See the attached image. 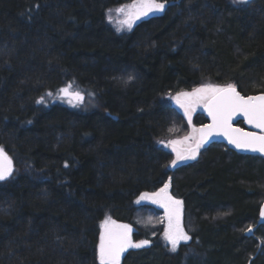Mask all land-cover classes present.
<instances>
[{
    "label": "trees",
    "instance_id": "16d2710c",
    "mask_svg": "<svg viewBox=\"0 0 264 264\" xmlns=\"http://www.w3.org/2000/svg\"><path fill=\"white\" fill-rule=\"evenodd\" d=\"M129 1L0 0V146L13 169L0 180V264H101L107 218L149 240L118 264H264V222L245 235L264 155L213 142L173 165L161 143L188 129L171 93L264 92V0H167L118 32L105 12ZM165 184L190 236L175 250L135 219L149 208L139 194Z\"/></svg>",
    "mask_w": 264,
    "mask_h": 264
},
{
    "label": "snow or ice",
    "instance_id": "6c2138e0",
    "mask_svg": "<svg viewBox=\"0 0 264 264\" xmlns=\"http://www.w3.org/2000/svg\"><path fill=\"white\" fill-rule=\"evenodd\" d=\"M237 3H246V0H234ZM167 6V0H133V3L127 7L135 9L130 11L127 18L123 21L129 28L132 24L143 16L149 13L163 11ZM124 10V6L117 9L120 12ZM68 87H71L69 85ZM68 87L60 89V91L66 95H71L77 100H82L83 96L80 92L69 93ZM213 93L212 102L209 105L210 115L213 117V124L207 125L205 128L209 129L208 135L211 134V129L218 128L224 130L226 135H229L230 142L235 144L237 148L253 150L258 149L264 152V136H258L254 133L244 132L242 129L231 128L229 121L236 112H243L248 117L249 123H255L257 128L264 129V95L260 96H240L232 85H228L224 88H217L212 85H205L200 89H194L193 93H178L177 103H181L182 107H185L186 112L188 106L184 104L180 97H192L203 98L200 94L206 92ZM41 97V101H43ZM71 102V101H70ZM190 119V117H189ZM203 140L196 145V148L191 151L190 157L194 159L198 149L201 147ZM175 143V142H173ZM185 157L179 156L178 159H184ZM173 165L176 161L171 162ZM11 159L7 156L2 146H0V180L6 179L12 173ZM168 188V184H165L160 193H165ZM160 193L153 194L159 196ZM147 195V194H143ZM167 199L179 206L182 202L179 200H172L171 197ZM178 216V211H177ZM261 216H264V208L261 210ZM171 219V216H170ZM122 231L120 232H109L107 235H101V243L99 246V259L101 264H118L120 254L125 251L128 247L139 248L142 245L148 244V241H140L138 243H132L129 233L131 231L130 226L121 225L119 226ZM171 228V225H170ZM169 242L172 245V249L175 250L180 241H187L190 237L180 228L177 223L174 231L166 233Z\"/></svg>",
    "mask_w": 264,
    "mask_h": 264
},
{
    "label": "rangeland",
    "instance_id": "374dc122",
    "mask_svg": "<svg viewBox=\"0 0 264 264\" xmlns=\"http://www.w3.org/2000/svg\"><path fill=\"white\" fill-rule=\"evenodd\" d=\"M132 3H133V0L109 7L105 12V19H106L107 24H109L111 27H113L118 32H127V31H130L134 27V25L138 23L139 21H141L142 19H145L151 15H154L160 12L159 11V12L149 13L148 15L141 17L140 19L136 20L132 24L131 28H129L126 24L123 23V21L127 18V15L130 11H135V9H130L129 7H127L131 5ZM122 6H124L123 11H120V12L116 11ZM205 85H212L217 88L223 87V86H219L213 83H205L194 89H200ZM194 89L188 90V91H178L176 93H171L167 97L168 98L167 101H169L176 109H178V111L182 114V116L185 118V120L188 123L187 133L185 135L183 134L184 136L181 135V137H178V138L165 139V140H162L161 142L168 150L171 151L173 160H175L176 163L177 162L178 163L188 162V161L196 159L198 157L199 151L202 149V146H201L198 149L194 159L188 158L190 157L191 151L193 150L191 146L197 140L198 125L194 123L195 113L197 109H199L205 103V101L211 95H213V93L209 91V92L200 94L203 98H197L196 96H192V97L181 96L180 97L181 101L188 106L187 112H186L185 107L181 106V103H177V99H176L178 93H193ZM65 96L69 102L70 101L73 102L76 100V98L71 95L65 94ZM178 155L185 157V158L178 159ZM162 188H159L156 191H152V192L147 191V192H142L139 194L135 202L140 205L145 204L149 208L148 209L143 208V209L138 210V212L136 213L135 219L137 221V224L147 229L151 235L159 234V239L169 249L173 250L172 245L166 236V233H168L169 231H174L177 223H179L180 228H182V230L185 233H187L188 236L189 234L183 225V201L180 198L173 196L168 188L165 193H160V189ZM155 193H160V195L154 196L153 194ZM143 194H147V195H143ZM167 197H171L172 200H179L182 203L179 206H177L171 203L167 199ZM151 209L155 210L156 212H151ZM177 211H178V216H177ZM170 216H171V219H170ZM121 225H128V224L119 223V222H116V221H113L107 218L103 221V224H102L103 234L109 229L113 227H119ZM170 225H171V228H170ZM128 226H130V229H131L130 233L133 234V231L135 230V228L132 227L131 225H128ZM145 240L146 239L141 238L139 242L145 241ZM187 241H180L178 245L180 243H184ZM136 243H138V241H136Z\"/></svg>",
    "mask_w": 264,
    "mask_h": 264
},
{
    "label": "water",
    "instance_id": "95a60500",
    "mask_svg": "<svg viewBox=\"0 0 264 264\" xmlns=\"http://www.w3.org/2000/svg\"><path fill=\"white\" fill-rule=\"evenodd\" d=\"M224 87H226V86H223L221 88H224ZM233 87L235 88V91L240 94V96L248 97V96L264 95V92L256 93V94L244 95L235 86H233ZM212 96L213 95H211L205 101V103L200 107V112L207 119V122L205 124H203V125L198 127V129H197V141H196L195 145L192 148H196V145L203 140L202 145H201L202 147L203 146H207V145H209L210 143H213V142H219V143H223V144L227 145L229 148H231L233 150H237V151H240V152H243V153H259V154H263L264 155V152H261L258 149L253 150L251 148H248V149L237 148L235 144L230 142L229 135H226L224 130H222V129L213 128V129H211V134L208 135L209 129L205 128V126L213 124V117H212V115H210V112H209V105L212 102ZM239 121H242L243 126L238 125ZM229 124H230L231 128H234V129L238 128V129H242L244 132H250V133H254V134L258 135V136H264V129L257 128L255 123H249L248 122V117L245 116L243 112H236L235 115H233L231 117V119L229 121ZM262 208H264V202L262 203L261 208H260V215H259L258 221L253 226L249 227L245 231V235L251 236L253 234L254 230L260 224H262L264 222V216H261ZM120 231H122V229L120 227H113V228L109 229L108 231H106L104 234L107 235L109 232H120ZM129 236H130V239H131L132 243L135 244L136 241L134 240L133 234L129 233ZM146 241L149 242V240H146ZM148 244L142 245L141 247H145ZM131 248H134V247L126 248L125 251H123L120 254L119 259L123 258L125 253Z\"/></svg>",
    "mask_w": 264,
    "mask_h": 264
},
{
    "label": "flooded vegetation",
    "instance_id": "af4514ba",
    "mask_svg": "<svg viewBox=\"0 0 264 264\" xmlns=\"http://www.w3.org/2000/svg\"><path fill=\"white\" fill-rule=\"evenodd\" d=\"M238 125H240V124H238ZM241 126H243V123H242V125ZM197 141V140H196ZM196 143V142H195ZM195 143L191 146V147H193L194 145H195Z\"/></svg>",
    "mask_w": 264,
    "mask_h": 264
}]
</instances>
